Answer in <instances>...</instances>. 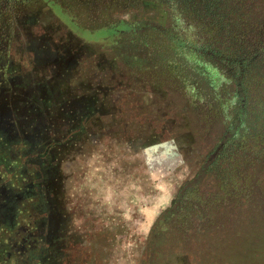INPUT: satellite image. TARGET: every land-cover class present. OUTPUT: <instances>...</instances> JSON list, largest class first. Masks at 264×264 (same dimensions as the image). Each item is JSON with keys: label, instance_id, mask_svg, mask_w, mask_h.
Segmentation results:
<instances>
[{"label": "rangeland", "instance_id": "obj_1", "mask_svg": "<svg viewBox=\"0 0 264 264\" xmlns=\"http://www.w3.org/2000/svg\"><path fill=\"white\" fill-rule=\"evenodd\" d=\"M0 8V218L32 199V240L41 244L31 264H264V151L253 156L248 137L230 168L237 183L222 189L207 173L196 184L208 205L204 224L148 238L225 132L219 105L228 109L234 89L225 77L212 83L180 45L215 63L223 58L213 53L264 54V0H24ZM117 21L153 28L136 34L146 47L135 45L134 54L120 46L108 28ZM257 59L249 65L256 104L264 100V56ZM191 84L199 97L186 93ZM36 162L41 177L24 180ZM244 186L248 199L238 192Z\"/></svg>", "mask_w": 264, "mask_h": 264}, {"label": "trees", "instance_id": "obj_2", "mask_svg": "<svg viewBox=\"0 0 264 264\" xmlns=\"http://www.w3.org/2000/svg\"><path fill=\"white\" fill-rule=\"evenodd\" d=\"M146 25L143 22L129 24L117 21L108 28L117 34L121 43L120 46H126L128 49L134 46L133 52L135 54V45L146 47L147 42L141 41L136 35L141 29L147 28ZM147 30H153V28L149 27ZM82 32L87 34L91 31ZM180 46L184 50L191 49L195 53L191 51V55L196 56V58L193 59L190 56L189 62L200 68L202 67L204 75L205 73L211 75L212 83L216 84L225 77L224 81L226 83H233L234 89L230 98L231 100L227 103L228 109L225 110L224 104L222 106L219 105L223 109L222 111L227 119L225 132L215 143L211 151L204 157L193 181L184 183L179 188L173 204L157 216L148 236V238H151V241L156 236L164 234L171 225L176 229H182V227L184 229L189 225H195L196 228H200L208 217V213L204 211V208L208 205L204 203L205 201L202 200L196 188V184L200 182L202 176L211 173L215 179H219L217 181L220 188L226 189L228 182L232 184L238 182L232 176L234 169L230 170V168L234 167V164L241 158L237 155L239 146L246 144V142H249L248 138H251L253 141L250 148L252 149L251 153L253 156H259L264 151V100L257 104L254 103L251 97V81L253 80L249 78V74L251 73L250 63L254 66L258 62L257 57L259 55L264 56L263 53H260L261 49H259V52L254 53L253 56H256V58L232 52L231 54H228V52L225 54L213 53V55H221L223 58L215 63L208 58L207 61L205 58L203 59V56L194 51H198V48L190 43L186 45L181 44ZM257 84L255 82L253 88H256ZM186 93H190L192 98L199 97V93L195 96L196 87L194 84L186 87ZM262 127L263 131L261 130ZM235 157L237 158L235 159ZM229 160L235 162L229 166L225 165L221 167L220 163L223 164ZM234 188L237 190V186L234 185ZM238 192L242 194L241 196L244 199H248L250 196V192L246 186L241 187V190ZM31 201L32 199L30 198L22 200L15 206L13 211L5 212L3 214L4 217L0 218V264H17V258L19 259L22 254L30 257L32 251L35 249L34 246L40 247V238L32 240L33 232L30 222L33 221V217L37 214ZM39 230L41 229L39 228ZM31 257L29 264L33 263Z\"/></svg>", "mask_w": 264, "mask_h": 264}, {"label": "flooded vegetation", "instance_id": "obj_3", "mask_svg": "<svg viewBox=\"0 0 264 264\" xmlns=\"http://www.w3.org/2000/svg\"><path fill=\"white\" fill-rule=\"evenodd\" d=\"M13 1H15V2H18V1H20L21 3H23L24 2V0H10L9 2L11 3H13ZM2 4H0V6L1 7H5L7 4L9 5L10 3L8 2V0H2ZM79 3H81V2H78V4ZM0 10H1V8H0ZM2 20V19H1ZM69 20H71V18L69 17ZM4 29H6L7 27H6V24H4V25H1ZM73 27H74V29L75 30H77L79 27H77L76 25H72ZM4 29H2V30H4ZM79 29H81V28H79ZM82 31H85L86 32V30H82ZM82 34H83V32H82ZM8 75H5V81L6 80H8ZM4 79V77H3V74L0 72V86H2V80ZM52 144H54V143H47L46 144V146L42 149V152H38L37 154H36V156H38V158H40V157H42V156H45L46 154H47V151L49 150V148L52 146ZM35 165H36V167H35ZM34 165V173L33 172H31L30 171V173H29V175H27V176H25L24 177V180H32V179H34L35 177H37V178H40L41 177V175H42V173H41V170H40V167H39V165H38V163L36 162V164ZM65 259V258H64ZM63 262H65L64 260H62V264H64Z\"/></svg>", "mask_w": 264, "mask_h": 264}]
</instances>
